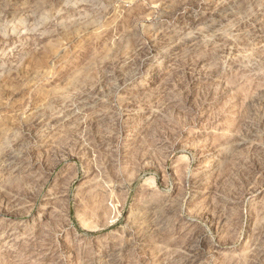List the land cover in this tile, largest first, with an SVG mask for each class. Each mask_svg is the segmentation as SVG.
I'll return each instance as SVG.
<instances>
[{"label":"rangeland","instance_id":"374dc122","mask_svg":"<svg viewBox=\"0 0 264 264\" xmlns=\"http://www.w3.org/2000/svg\"><path fill=\"white\" fill-rule=\"evenodd\" d=\"M0 264H264V0H0Z\"/></svg>","mask_w":264,"mask_h":264}]
</instances>
